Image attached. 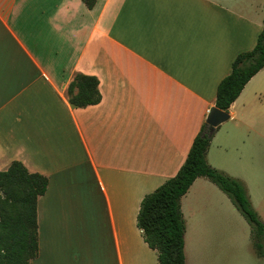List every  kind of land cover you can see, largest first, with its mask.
Segmentation results:
<instances>
[{
	"label": "crops",
	"instance_id": "0c3cea01",
	"mask_svg": "<svg viewBox=\"0 0 264 264\" xmlns=\"http://www.w3.org/2000/svg\"><path fill=\"white\" fill-rule=\"evenodd\" d=\"M249 3L0 0V170L16 160L48 178L30 264H158L136 226L140 202L183 164L219 81L254 46L264 7L249 11ZM78 72L97 78L98 103L68 102ZM221 124L205 159L226 173L231 160L215 138ZM230 205L237 209L207 177L193 181L180 199L185 264L186 212L216 226ZM251 238L264 257V231L259 253L252 229Z\"/></svg>",
	"mask_w": 264,
	"mask_h": 264
},
{
	"label": "trees",
	"instance_id": "16d2710c",
	"mask_svg": "<svg viewBox=\"0 0 264 264\" xmlns=\"http://www.w3.org/2000/svg\"><path fill=\"white\" fill-rule=\"evenodd\" d=\"M91 8L95 0H83ZM264 66V24L254 46L238 53L230 73L216 88L214 106L227 111L244 85ZM68 102L73 107L96 104L101 95L95 76L76 73L67 87ZM213 133L203 123L194 136L186 158L177 172L153 191L145 194L136 216V226L143 240L157 253L158 264H185V221L180 199L193 181L207 177L225 192L252 225L254 246L264 231V224L253 210L243 183L214 167L205 159ZM48 178L29 172L20 161H12L0 170V264H30L37 253L36 203L44 194Z\"/></svg>",
	"mask_w": 264,
	"mask_h": 264
},
{
	"label": "rangeland",
	"instance_id": "374dc122",
	"mask_svg": "<svg viewBox=\"0 0 264 264\" xmlns=\"http://www.w3.org/2000/svg\"><path fill=\"white\" fill-rule=\"evenodd\" d=\"M248 1L254 5L251 8L249 3V11H257L258 3L264 7V0ZM252 30L250 28V32ZM233 112L235 118L223 122L215 138L225 145L224 151L231 160L225 172L244 183L253 210L263 221L264 67L253 76L242 100L237 101L233 107ZM230 206L231 211L221 208V212L215 215L216 226L206 216L186 212V264H264V257L258 258L252 245V225L233 205Z\"/></svg>",
	"mask_w": 264,
	"mask_h": 264
},
{
	"label": "water",
	"instance_id": "95a60500",
	"mask_svg": "<svg viewBox=\"0 0 264 264\" xmlns=\"http://www.w3.org/2000/svg\"><path fill=\"white\" fill-rule=\"evenodd\" d=\"M228 118L229 114L227 111L221 110L216 106H211L205 118V124L209 128V133H213L216 127Z\"/></svg>",
	"mask_w": 264,
	"mask_h": 264
}]
</instances>
